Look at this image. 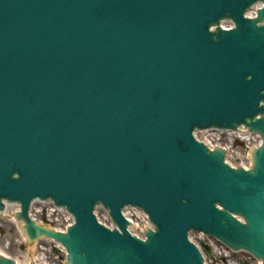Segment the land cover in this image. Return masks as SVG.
I'll use <instances>...</instances> for the list:
<instances>
[{
  "label": "water",
  "instance_id": "water-1",
  "mask_svg": "<svg viewBox=\"0 0 264 264\" xmlns=\"http://www.w3.org/2000/svg\"><path fill=\"white\" fill-rule=\"evenodd\" d=\"M242 125L263 140L250 170L193 135ZM36 199L67 232L30 218ZM3 201L67 264H203L191 231L264 260V0H0V218Z\"/></svg>",
  "mask_w": 264,
  "mask_h": 264
},
{
  "label": "rangeland",
  "instance_id": "rangeland-1",
  "mask_svg": "<svg viewBox=\"0 0 264 264\" xmlns=\"http://www.w3.org/2000/svg\"><path fill=\"white\" fill-rule=\"evenodd\" d=\"M97 214L103 223L107 225L112 224L103 209H98ZM8 216H12L11 211L9 212ZM11 220L12 219L9 217L0 218V254L4 253L7 256L14 258L19 264H26V260H29V257L36 255L37 247L34 244L30 245L27 241H24V239H22L17 225L14 221ZM194 239L200 242L196 238ZM213 245H215V251L218 249H225L223 246L216 242H213ZM52 247H54V245H52ZM55 249L56 248H54V250ZM56 253H58L59 259L61 261L65 260V253L61 249H58L56 252H54L53 255H56ZM216 253L218 252L216 251ZM232 257L235 258L239 264H254V260L246 252L233 254ZM216 263L220 264L221 261H216Z\"/></svg>",
  "mask_w": 264,
  "mask_h": 264
},
{
  "label": "bare ground",
  "instance_id": "bare-ground-1",
  "mask_svg": "<svg viewBox=\"0 0 264 264\" xmlns=\"http://www.w3.org/2000/svg\"><path fill=\"white\" fill-rule=\"evenodd\" d=\"M200 136H201L202 138L210 139V140H212L213 138H215V139H218V138H219V140L221 141L222 144L218 143V145H224V146H225V150H229V152H228V154H227V155H228V159L230 160V159H233V158L235 157L233 154L230 153V148H228L227 146H228L229 143L232 142L237 136H234V135H226V136L220 137V136H216V135H210L209 137H205L204 134H201ZM256 138H257L256 135H252V136H251V139H252V140H255ZM233 165H234V164H233ZM244 166H245V165H244ZM45 207H46V206H44V208H45ZM35 209H39L38 204H34V205H33V209H30V216H32L33 220H35V221L38 222V221H40L41 219H43V214H42V213L37 214L36 211H35ZM8 210H10V211L12 212V214L14 213V215H15L16 211L18 210V207L15 206V205H10V206L6 207V208H5V218H7V217L11 218V219H12L11 221H14V222H15V224L17 225V227H18V229H19L20 234L22 235V233H21V228H22L21 223L18 222V221H16L14 215H13V216H8V214H9V212H10V211H8ZM140 215H141L140 222H139V224L133 226V228H132V231H133V232H137V231H138V228L142 227V224H147L146 219H145V216H143L142 214H140ZM56 216L60 217V216H62V214L59 213V214H56ZM8 222H9V221H8ZM60 222L62 223L61 220H60ZM63 225H64V224H63ZM60 226H62V224H61ZM22 237H23V235H22ZM198 237H199V236H197V238H198ZM198 239H199V238H198ZM200 239L203 241V243L206 244V242H207L206 239H204L203 237H201ZM203 239H204V240H203ZM41 244H42V245H39V246L37 247L36 255H33L32 257H29V261L35 262V263H37V264H51L52 259H53L52 253L50 252L51 250H50V249H47V248L44 246L45 244L48 245V241H47V240H43V241H41ZM220 251H221V250H220ZM1 255H5V256H7V255L4 254V253L1 254ZM26 262H28V260H26ZM17 264H19V263H17Z\"/></svg>",
  "mask_w": 264,
  "mask_h": 264
}]
</instances>
